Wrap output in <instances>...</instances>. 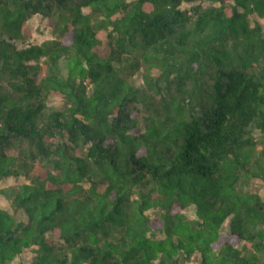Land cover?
I'll list each match as a JSON object with an SVG mask.
<instances>
[{
  "label": "trees",
  "instance_id": "obj_1",
  "mask_svg": "<svg viewBox=\"0 0 264 264\" xmlns=\"http://www.w3.org/2000/svg\"><path fill=\"white\" fill-rule=\"evenodd\" d=\"M252 16L264 0H0V180H25L0 188V264H264Z\"/></svg>",
  "mask_w": 264,
  "mask_h": 264
},
{
  "label": "rangeland",
  "instance_id": "obj_2",
  "mask_svg": "<svg viewBox=\"0 0 264 264\" xmlns=\"http://www.w3.org/2000/svg\"><path fill=\"white\" fill-rule=\"evenodd\" d=\"M205 4H203L204 6ZM182 6H190L187 3H183ZM84 12H88L89 8H83ZM254 19H259L256 16L251 17V25L253 24ZM263 24L264 20L259 19ZM27 25L30 28L31 36L28 39L31 43H40L43 39L51 37V34L49 32L50 30V20L49 18L43 17L39 14H34L33 16L29 17L27 19ZM132 79L134 81V84L138 85L141 82V78L139 76V73L136 72L132 75ZM50 104L52 105H59L60 101L58 99L51 100ZM254 136L258 138L260 136V132L258 130H255ZM25 180L22 177L14 178L12 176H8L2 180H0V188L7 187L10 185H16L19 183H23ZM257 192L263 199H264V183L260 179H252L249 182V185L246 187V190ZM8 200L4 198L2 195H0V207L7 210L8 212H12L11 206L9 205ZM185 214L187 217L192 218L194 217V212L192 209L186 208ZM153 218L156 217L155 214H151ZM17 216L22 217L21 212H18ZM227 225H225L224 230L226 229ZM158 237H162V234L157 233ZM31 256V253L29 251H24L21 255L15 257V259L10 264H19L22 262L27 261ZM198 261L196 256H193L189 261H187L185 264H196Z\"/></svg>",
  "mask_w": 264,
  "mask_h": 264
}]
</instances>
